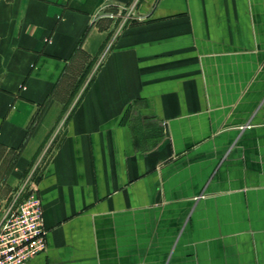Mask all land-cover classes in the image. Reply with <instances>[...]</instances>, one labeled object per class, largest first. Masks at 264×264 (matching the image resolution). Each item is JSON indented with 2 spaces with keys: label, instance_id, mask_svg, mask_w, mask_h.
I'll use <instances>...</instances> for the list:
<instances>
[{
  "label": "crops",
  "instance_id": "obj_1",
  "mask_svg": "<svg viewBox=\"0 0 264 264\" xmlns=\"http://www.w3.org/2000/svg\"><path fill=\"white\" fill-rule=\"evenodd\" d=\"M103 4L0 0V161L11 186L37 171L47 231L30 264H264V0Z\"/></svg>",
  "mask_w": 264,
  "mask_h": 264
},
{
  "label": "built area",
  "instance_id": "obj_2",
  "mask_svg": "<svg viewBox=\"0 0 264 264\" xmlns=\"http://www.w3.org/2000/svg\"><path fill=\"white\" fill-rule=\"evenodd\" d=\"M103 1L102 8L109 7L111 0ZM118 6L122 13L125 6ZM105 10L102 15H117L114 11ZM43 212L42 199L33 191L32 195L19 202L16 210L6 214L0 223V264H30L34 257L46 251L47 231Z\"/></svg>",
  "mask_w": 264,
  "mask_h": 264
},
{
  "label": "rangeland",
  "instance_id": "obj_3",
  "mask_svg": "<svg viewBox=\"0 0 264 264\" xmlns=\"http://www.w3.org/2000/svg\"><path fill=\"white\" fill-rule=\"evenodd\" d=\"M113 11L118 13V10L114 9ZM122 13L126 14V10L123 9ZM75 74L77 76L78 73L76 72ZM15 156V154H12V156L8 157L7 161H0V223L8 212L16 210L19 202L32 195L33 191L35 190V178L37 171L33 173L27 172L26 175H24L22 181L14 186H11L7 182V171L11 160Z\"/></svg>",
  "mask_w": 264,
  "mask_h": 264
},
{
  "label": "trees",
  "instance_id": "obj_4",
  "mask_svg": "<svg viewBox=\"0 0 264 264\" xmlns=\"http://www.w3.org/2000/svg\"><path fill=\"white\" fill-rule=\"evenodd\" d=\"M40 112H38V115L36 116V118L34 119V122L37 120V117H39Z\"/></svg>",
  "mask_w": 264,
  "mask_h": 264
}]
</instances>
